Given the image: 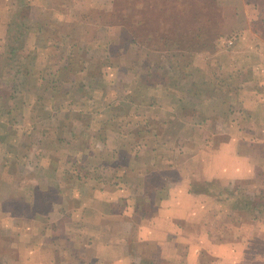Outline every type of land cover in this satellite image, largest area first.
Masks as SVG:
<instances>
[{
    "label": "rangeland",
    "instance_id": "374dc122",
    "mask_svg": "<svg viewBox=\"0 0 264 264\" xmlns=\"http://www.w3.org/2000/svg\"><path fill=\"white\" fill-rule=\"evenodd\" d=\"M196 1L198 3L192 8L195 12H202L198 6L204 2L206 4L209 1L214 6L215 49L194 54V63L203 73V81L192 85L195 94L186 97L185 92L177 91L178 95L173 99L176 91L172 87L162 86L157 73L169 82L177 81V55L161 52L159 59H153L161 65L158 72L153 66L143 63L142 55L135 58L131 52L123 54L122 48L117 58L113 55L111 46L115 47L119 43L120 31L116 19L108 18L114 8V0H0V33L5 31V35L2 34L4 43L0 37V140L6 135L0 153H7L5 159L0 157V185L6 188L0 200V264H92V248L85 249L82 254L77 253L76 247L81 245L76 229L79 226L78 222L70 219V210L59 208L55 210L59 214L51 213L53 206L44 204L45 201L39 196L46 190L33 188L39 184V168L47 165L63 171V177L75 187L88 178L89 185L93 187L96 179L89 173L95 171L96 164L89 160L90 157H81L82 151L76 155L70 148V145L77 143L72 141L70 133L73 127L69 117L79 115L85 121L95 117L102 121L101 129L104 130L108 124H117V118L127 122L130 111L128 103L136 104L140 100L156 106L177 101L179 108L176 114L180 113L176 119L183 124L186 121L187 127L184 129L188 135L192 134V143L197 147L208 146L211 150L217 147L236 153L241 149L242 154H249L254 166L253 176L232 179L229 184H210L208 188L214 194L211 195L216 203L207 215L210 219L208 223L215 233L213 238L207 239L213 244H219L217 240L221 239L226 245L218 249L220 253L216 255L206 252L199 257L205 264H264V135L259 134V123L250 125L248 122L244 126L235 121L245 114L239 107L238 95L235 97L230 94L229 98L225 92L228 87L231 92L239 85L237 71L245 64L238 63L237 59L246 55L243 54L245 49L253 51V46H244L242 50L240 42L257 39L249 35L242 38L241 29L249 27L255 33L257 31V35H264V0ZM147 33H150L148 28ZM228 39H232L233 43L227 44ZM63 53L70 56L65 61H59ZM233 64L238 69L235 70V77L227 74L233 70ZM25 74H28L27 78ZM227 75L230 76L229 82L223 83ZM89 80L93 81L91 85H88ZM86 82L88 87L83 88ZM187 82L182 80L183 84ZM109 85L117 92L115 96L103 89V86ZM92 87L95 90L90 89ZM148 87L161 90L157 98L141 92ZM27 96L35 97L34 101L31 102V98L28 100ZM116 99L123 101L115 108L114 114L102 111L104 102L109 104ZM26 103H30L31 108H25ZM229 114L232 125L224 122ZM48 118L54 120L56 125L49 122ZM9 121L16 123L15 128H7ZM2 122L8 129L6 134H2ZM102 130L96 133L95 148L97 143H105V137L101 136ZM227 135L235 142L242 136L246 145L233 140L224 143ZM86 137L80 142L84 143L82 146L90 141V136ZM36 138L38 143L32 142ZM185 138H181V147L177 149L190 148V141L184 142ZM111 139L114 143L117 137ZM69 140L72 142L69 143ZM146 143L150 145V142ZM48 146L50 150L46 149ZM75 149H78V145ZM40 151L42 155L39 156ZM50 153L52 155L49 157ZM108 161L109 164L113 163L111 159ZM109 189L107 187L106 193L111 195L113 187ZM56 191L44 194L54 201L55 208L59 207L61 200ZM81 192L84 194L83 202L88 204L86 211L93 213L95 204H99L92 200L100 196L94 195L91 189ZM32 197L37 198L38 205L42 203L43 206L37 208ZM120 208L118 204L116 209ZM141 214L148 216L147 213ZM35 222L40 228L38 236L26 234L19 238L13 237L12 229L16 226L21 224L22 228L30 232V224ZM219 232L224 236H216ZM33 245L38 255L31 253ZM150 248L153 249V246Z\"/></svg>",
    "mask_w": 264,
    "mask_h": 264
},
{
    "label": "crops",
    "instance_id": "0c3cea01",
    "mask_svg": "<svg viewBox=\"0 0 264 264\" xmlns=\"http://www.w3.org/2000/svg\"><path fill=\"white\" fill-rule=\"evenodd\" d=\"M241 30L242 38L249 35V37L253 36L257 39L253 41L244 39L240 42L242 50L244 46H253V51L245 49L246 52L244 50L243 54L246 55L237 59L238 63L245 64L237 71L239 85L237 84L231 92L229 87L227 91H224L229 94L227 97L230 94L238 95L239 107L245 114L243 118L235 121L244 124V126L248 122L250 125L255 122L259 123L258 126H261L259 134L264 135V52L259 50L264 51V35H257V31L255 33V30L249 27ZM2 32L4 33H0V37L3 38L2 34L5 35V31ZM4 42L3 38L2 43ZM257 49L258 51H256ZM68 56L70 55L61 54L59 61H65ZM233 66V70L227 73L231 77H235V70H238L235 64ZM229 75L225 76L227 79L224 77L223 83L229 82ZM27 76L28 74L24 75L25 78ZM87 82L88 85H91L93 81ZM87 82L83 88L88 87ZM81 86L83 85L81 84ZM104 88L109 90V94L114 93V96L117 93L110 85L103 86ZM90 89L95 90L93 87ZM143 90L142 93L150 94L154 98H157L161 92L154 87ZM1 93L2 90H0V96H2ZM26 98L28 100L31 98V102H33L35 97L27 96ZM122 101L116 99L109 104L104 102L105 106L102 111L114 114L115 108L120 106L118 104ZM125 101L127 102V100ZM137 102L139 103H128L127 108L130 111L127 114V122L117 118V124H108L104 130L101 129L102 121H98L95 117L86 121L79 118V115H74L73 118L69 117L73 127L70 134L74 139L71 138L73 143L75 141L77 143L74 146L70 145V148L72 147L71 149L77 153L76 155H80L82 151L81 157H90L89 160H93L96 164L95 171L89 173L96 179V184H93V187L89 185L90 178L88 177L86 182L75 187L63 177V171L47 165L41 168L37 167L41 171V177H39V184H36L37 188L33 189L46 190V193H40L39 196L45 201L44 204L48 203L53 206L51 213L59 214L55 211L59 208L70 210V219L78 222L79 226V229L78 227L76 229L78 230L77 236L81 239V245H77V253L82 254L85 249L92 248V264H205L199 257L201 253L207 252L216 255L220 253L218 249L226 245L221 239L217 240L219 244H213L207 239L214 237L215 231L213 228L211 229V224L208 223L210 219L207 215H209V209L216 203V199H213L212 196L214 194L210 193L208 188L211 186L210 184L219 182L221 185L229 184L232 179L253 176L252 160L250 161L249 154H242L241 149H238L239 153H236L234 150H221L217 147L211 150L208 146L198 145L197 147L193 144L192 134L189 133V136L184 129L186 121L183 124L181 120L176 119L180 113L176 114L179 105L159 103L160 106H156L141 100ZM30 105V103H26L25 108H31ZM135 105L137 107H134ZM133 111L135 112L133 113ZM230 117V114L227 115L224 121L227 125L233 124ZM49 122L54 123V120L50 121L49 119ZM54 124L56 125V122ZM15 126L16 123L11 121L7 128L11 130ZM7 128L2 122V134L7 133ZM101 130V134H103L101 136L105 137V143L101 145L97 143L95 148L96 133ZM88 135L91 142L82 146L84 144L80 143L82 138ZM185 136L184 142L190 141L188 143L190 148L177 149L181 147V138ZM112 137H117L114 143H112ZM5 138L6 135L3 140ZM3 140H0V150ZM37 140L38 138L32 142L38 143L39 140ZM86 140L89 138L86 137ZM230 140L234 141L235 139H230L227 135L224 143H229ZM146 142H150V145H146ZM184 142L182 141V143ZM236 142L237 144L243 143V146L246 145V140L242 136ZM65 143L67 144V139H65ZM151 143L156 144L157 148ZM77 145L78 149H75ZM124 147H127L126 150ZM46 149L50 150L51 148L48 146ZM42 151L38 153L39 156L42 155ZM51 155L52 153L48 156ZM6 156L7 153L4 151L0 153V157L5 159ZM253 157L256 158L254 153ZM109 159L113 160L112 164L108 163ZM107 187L108 189L113 187L114 191L111 189L113 191L111 195L106 193ZM4 188L3 185H0V190H2L0 200L6 193V188ZM84 189H91L94 195L100 196L98 199L92 200L99 204L98 206L95 204L92 209L93 213L86 211L88 204L83 202L84 194L81 192ZM53 190H57V196L59 195L58 198L61 199L57 208L51 198L45 197ZM32 198L36 202L37 208L43 206L42 203L38 205L37 198ZM46 198L49 200L47 201ZM118 204L121 205L120 209H116ZM145 206L147 209L143 210ZM148 206L151 208L149 209ZM140 211L147 213L148 216H143ZM30 228L29 232L19 224L12 229L13 237L19 238L26 234L30 237L38 236L40 228L37 223L30 224ZM70 232L72 233V229ZM216 234V236H224L222 232ZM34 245L32 246L33 250L30 251L33 255H38ZM148 245H152L153 249ZM71 247L75 248L72 245Z\"/></svg>",
    "mask_w": 264,
    "mask_h": 264
},
{
    "label": "trees",
    "instance_id": "16d2710c",
    "mask_svg": "<svg viewBox=\"0 0 264 264\" xmlns=\"http://www.w3.org/2000/svg\"><path fill=\"white\" fill-rule=\"evenodd\" d=\"M196 3V0H114V8L108 14V18L116 19V24L120 25L119 43L111 46L116 58L122 48L123 54L131 52L135 58L142 55L143 63L158 72L161 65L153 59H159L161 52L178 56L177 81L169 82L157 73L162 86L176 91L173 99L178 95L177 91L185 92L186 97L195 94L192 85L203 81V73L194 63V54L215 49L214 6L209 1L204 2L198 6L202 12H195L192 8ZM182 80L188 82L183 84Z\"/></svg>",
    "mask_w": 264,
    "mask_h": 264
},
{
    "label": "built area",
    "instance_id": "2783aa9c",
    "mask_svg": "<svg viewBox=\"0 0 264 264\" xmlns=\"http://www.w3.org/2000/svg\"><path fill=\"white\" fill-rule=\"evenodd\" d=\"M232 43H233L232 39L227 40V44H232Z\"/></svg>",
    "mask_w": 264,
    "mask_h": 264
}]
</instances>
